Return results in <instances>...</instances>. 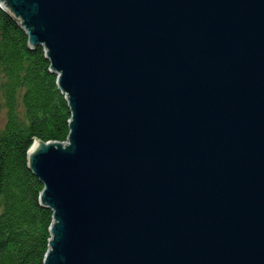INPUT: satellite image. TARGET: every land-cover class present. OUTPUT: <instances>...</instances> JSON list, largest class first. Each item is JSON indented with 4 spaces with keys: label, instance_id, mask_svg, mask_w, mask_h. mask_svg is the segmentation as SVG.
I'll list each match as a JSON object with an SVG mask.
<instances>
[{
    "label": "water",
    "instance_id": "water-1",
    "mask_svg": "<svg viewBox=\"0 0 264 264\" xmlns=\"http://www.w3.org/2000/svg\"><path fill=\"white\" fill-rule=\"evenodd\" d=\"M72 111L29 168L44 264H264V0H0Z\"/></svg>",
    "mask_w": 264,
    "mask_h": 264
},
{
    "label": "trees",
    "instance_id": "trees-1",
    "mask_svg": "<svg viewBox=\"0 0 264 264\" xmlns=\"http://www.w3.org/2000/svg\"><path fill=\"white\" fill-rule=\"evenodd\" d=\"M45 48H32L19 21L0 5V264H44L53 211L41 203L44 185L29 168L35 140L66 143L72 111Z\"/></svg>",
    "mask_w": 264,
    "mask_h": 264
},
{
    "label": "rangeland",
    "instance_id": "rangeland-1",
    "mask_svg": "<svg viewBox=\"0 0 264 264\" xmlns=\"http://www.w3.org/2000/svg\"><path fill=\"white\" fill-rule=\"evenodd\" d=\"M7 121V110L3 105V102L0 100V129H2Z\"/></svg>",
    "mask_w": 264,
    "mask_h": 264
}]
</instances>
